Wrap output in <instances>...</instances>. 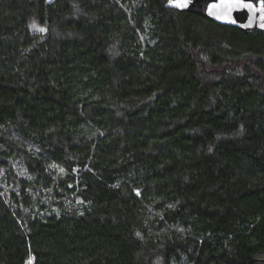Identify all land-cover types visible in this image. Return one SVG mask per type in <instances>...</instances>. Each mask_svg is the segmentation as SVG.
Returning <instances> with one entry per match:
<instances>
[{"label": "trees", "instance_id": "obj_1", "mask_svg": "<svg viewBox=\"0 0 264 264\" xmlns=\"http://www.w3.org/2000/svg\"><path fill=\"white\" fill-rule=\"evenodd\" d=\"M168 0H0V264H264V32Z\"/></svg>", "mask_w": 264, "mask_h": 264}, {"label": "water", "instance_id": "obj_2", "mask_svg": "<svg viewBox=\"0 0 264 264\" xmlns=\"http://www.w3.org/2000/svg\"><path fill=\"white\" fill-rule=\"evenodd\" d=\"M220 3L221 0H191L188 8L178 9L168 0L167 6L181 12L195 13L220 24L237 27L246 33L264 32V4H262V0H242V3L250 4L252 7H234L231 11L212 7Z\"/></svg>", "mask_w": 264, "mask_h": 264}, {"label": "snow or ice", "instance_id": "obj_3", "mask_svg": "<svg viewBox=\"0 0 264 264\" xmlns=\"http://www.w3.org/2000/svg\"><path fill=\"white\" fill-rule=\"evenodd\" d=\"M170 3L178 9H185L189 7L191 0H170ZM262 4H264V0H262ZM212 7L217 9L224 8L231 11L234 7L250 8L252 5L244 4L242 0H221L220 4L213 5Z\"/></svg>", "mask_w": 264, "mask_h": 264}, {"label": "rangeland", "instance_id": "obj_4", "mask_svg": "<svg viewBox=\"0 0 264 264\" xmlns=\"http://www.w3.org/2000/svg\"><path fill=\"white\" fill-rule=\"evenodd\" d=\"M28 264H32V261H29V263Z\"/></svg>", "mask_w": 264, "mask_h": 264}]
</instances>
